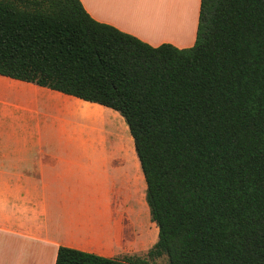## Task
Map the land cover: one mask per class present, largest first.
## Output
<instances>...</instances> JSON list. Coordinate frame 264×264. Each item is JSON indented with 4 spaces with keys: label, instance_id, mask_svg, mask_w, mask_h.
<instances>
[{
    "label": "trees",
    "instance_id": "trees-1",
    "mask_svg": "<svg viewBox=\"0 0 264 264\" xmlns=\"http://www.w3.org/2000/svg\"><path fill=\"white\" fill-rule=\"evenodd\" d=\"M0 75L117 112L168 264H264V0H200L191 47L79 0H0ZM55 264H147L60 247Z\"/></svg>",
    "mask_w": 264,
    "mask_h": 264
},
{
    "label": "crops",
    "instance_id": "crops-1",
    "mask_svg": "<svg viewBox=\"0 0 264 264\" xmlns=\"http://www.w3.org/2000/svg\"><path fill=\"white\" fill-rule=\"evenodd\" d=\"M79 1L93 20L150 46L195 42L200 0ZM99 110L124 121L112 109L0 75V264H55L60 247L118 258L156 243L150 225L145 238L131 237L130 220L144 222L145 205L114 190L139 162L96 143L87 116Z\"/></svg>",
    "mask_w": 264,
    "mask_h": 264
},
{
    "label": "rangeland",
    "instance_id": "rangeland-1",
    "mask_svg": "<svg viewBox=\"0 0 264 264\" xmlns=\"http://www.w3.org/2000/svg\"><path fill=\"white\" fill-rule=\"evenodd\" d=\"M87 119H90L92 125V135L93 139L98 143V145L104 144L107 149H110L114 152H121L123 150L130 151L131 156L135 158L136 162V154L134 151V146L132 142V138L129 134L128 128L124 121L121 123L120 121H115V119L110 118L99 111H90V114L87 116ZM89 121V120H88ZM81 132H85V127H81ZM128 137V138H127ZM125 179L126 181L122 183L120 189H115V195L119 192L121 198L126 200L131 197L133 200H138L140 207L144 208V222L139 221L134 222L132 219L130 220V234L132 239L135 241L145 238L147 232L151 233L149 230V225L155 229L156 241H157V228L153 222H151L149 217V210L145 202V183L140 171V167L138 165L137 169L132 170V167L129 171H125ZM130 184V185H129ZM137 207V206H136ZM148 249H144L138 253H124L119 258L124 256H135L140 259H143L147 262V264H168L165 256L159 258H148L147 251Z\"/></svg>",
    "mask_w": 264,
    "mask_h": 264
},
{
    "label": "bare ground",
    "instance_id": "bare-ground-1",
    "mask_svg": "<svg viewBox=\"0 0 264 264\" xmlns=\"http://www.w3.org/2000/svg\"><path fill=\"white\" fill-rule=\"evenodd\" d=\"M156 26L161 27V28L163 27L161 24L156 25ZM162 29H164V28H162ZM160 33H163V32H160Z\"/></svg>",
    "mask_w": 264,
    "mask_h": 264
}]
</instances>
